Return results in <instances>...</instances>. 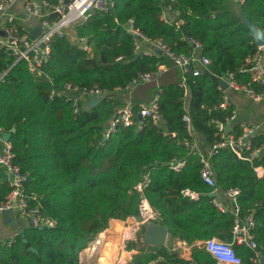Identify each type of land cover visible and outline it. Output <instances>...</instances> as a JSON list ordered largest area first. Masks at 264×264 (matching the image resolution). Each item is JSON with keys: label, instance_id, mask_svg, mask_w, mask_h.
I'll return each instance as SVG.
<instances>
[{"label": "trees", "instance_id": "trees-1", "mask_svg": "<svg viewBox=\"0 0 264 264\" xmlns=\"http://www.w3.org/2000/svg\"><path fill=\"white\" fill-rule=\"evenodd\" d=\"M233 2L112 0L109 11H94L73 26L90 51L68 34L55 36L41 75L30 72L25 61L11 67L0 82V126L10 132L13 162L27 175L30 204L39 205L55 223L28 225L10 243L0 241V264H80L79 253L110 219L138 214L135 185L145 177L143 194L160 213L155 224L163 225L173 238L199 243L192 245L190 259L169 246L141 245L130 264H218L202 241L211 236L231 241L234 215L212 203L210 187L200 176V155L187 143L199 134L210 147L220 138L219 124L228 123L234 109L220 107L224 94L219 79L232 73L236 81L250 82L246 61L258 45L242 16L264 33V0H244L237 12L231 10ZM165 6L174 14L170 22L160 18ZM129 19L150 40L160 39L175 52L190 53V39L199 41L200 54L209 59L205 71L185 76L180 85L165 55L134 52L132 35L126 30ZM0 61L6 67L12 55L0 51ZM161 64L168 65L167 75L158 86L153 82L143 87L148 102L158 96L161 121L137 123L135 116L133 124L118 125L107 133L116 108L124 103L112 96L114 89ZM68 82L97 86L105 94L96 104L88 101L74 111L61 94ZM241 132L240 125L231 126L232 134ZM250 140L251 149L260 148L262 154L248 160L221 148L210 156V163L221 191L239 188L240 213L252 214L256 250L264 257V174L258 177L255 172L257 165H264V134ZM176 160L183 161L179 170L172 168ZM187 190L199 197L191 198ZM8 191L6 179L0 177V201ZM133 245L129 242L127 247ZM233 248L240 264H252L250 247L234 243Z\"/></svg>", "mask_w": 264, "mask_h": 264}, {"label": "built area", "instance_id": "built-area-1", "mask_svg": "<svg viewBox=\"0 0 264 264\" xmlns=\"http://www.w3.org/2000/svg\"><path fill=\"white\" fill-rule=\"evenodd\" d=\"M238 4L244 0H233ZM24 12L28 17H36L39 19L33 29L27 28L20 22L22 18L7 10L3 0H0V51H7L12 55L13 61L10 65L2 67L0 61V82L3 81L11 67L18 61H25L30 72L41 75L42 66L47 63L50 57V43L55 36L69 35V29L74 24L86 19L92 12H107L112 8V0H22ZM170 8L164 7L160 18L164 22H170ZM38 28L36 33H32ZM126 30L132 35L133 48L136 54H150L143 48L145 44H149L151 51L159 49L161 55H165L174 65H176L183 75L184 84L185 76L198 75L202 69L197 63L205 66L209 63V59L205 56H198L197 52L201 50V44L195 39H190L192 51L190 53L175 52L166 46L160 39L150 40L139 28L134 25L132 19L127 21ZM75 43L84 49L90 51V47L86 44L83 37H74ZM263 46L258 45L255 53L246 61L248 71L252 75V79L260 83L264 87V61ZM153 53H157L156 51ZM158 54V53H157ZM119 57L118 59H120ZM163 64L158 65L155 71H146L138 73V75L127 85L114 91L122 93L129 92L134 86L142 82H150L158 77L162 72ZM228 85L234 89H247L246 86L239 84L232 73L226 75ZM255 100L264 99V91L255 93L251 89H247ZM54 90L51 91V95ZM66 102L71 103L73 110L77 111L79 107V97H84L87 101H91L93 97L99 99L105 94L103 90L97 86H79L72 83H66L61 90ZM226 100L220 103V107L226 106ZM141 118L136 121L140 123L143 119H150L153 123L158 124L161 116L158 111V96L147 104H141L136 109L130 103H123L115 110L113 118L109 122L107 133L114 130L118 125L128 126L134 123V117ZM235 116L232 113L231 118ZM188 131H191V125L188 115L183 116ZM223 124H219L220 138L214 142L206 152H202L197 148L194 141L187 143L192 151H196L200 155L202 162L200 176L202 180L210 187L208 191L211 196L212 203L222 211H231L234 215L233 227L231 230V241H224L215 236H211L202 241L203 247L208 251L218 264H240L241 258L236 254L233 248L234 243H244L254 251V255L250 258L254 264L261 263L260 253L256 250L257 242L254 240L252 229L254 227V219L251 213L242 215L237 200L239 188L232 187L221 191L214 177V171L210 163V156L221 148H227L233 151L239 158L251 159L260 155V148L251 149V136L254 132L252 126L243 127L240 135L227 134L223 131ZM9 132L5 127L0 126V167L4 168L8 176L9 191L5 198L0 201V211L15 209L19 217L28 221L31 226H47L54 225V220L44 216L40 211V206H32L30 204V195L26 189L27 175L23 173L20 167L13 162L15 153L8 139L3 134ZM10 133V132H9ZM183 166V161L176 160L172 164L174 170H179ZM258 169V167H256ZM145 181H140L135 185V189L139 192L138 216L144 223H154L160 218L158 210L154 209L143 195ZM186 193L194 194L193 192ZM220 195L222 199L220 198ZM224 199L226 202H224ZM97 241V240H96Z\"/></svg>", "mask_w": 264, "mask_h": 264}, {"label": "crops", "instance_id": "crops-1", "mask_svg": "<svg viewBox=\"0 0 264 264\" xmlns=\"http://www.w3.org/2000/svg\"><path fill=\"white\" fill-rule=\"evenodd\" d=\"M3 1L7 6V10L22 18L20 22L23 23L27 28L33 29V27L37 25L39 21L38 18L26 16L24 12V6L22 0H3ZM230 7L231 10L234 12L239 11L237 2H233ZM169 16L171 18H174V14L171 13V11L169 12ZM68 31L71 39H74V37H76V34L73 27ZM143 48L146 49L148 52H150V54L155 52L154 50L151 51V47L149 44H145ZM197 54L198 56H200V52H197ZM263 61H264V47H263ZM197 65L200 66V69H202V71H205L206 68L205 66L201 65L200 63H197ZM172 67L176 70L175 72L178 79H180L179 81H183V75L181 74L180 69L173 63H172ZM168 70L169 67L166 64L163 66L162 72L160 73V75H158L156 79L150 82L139 83L136 86H134L129 92L122 93L120 91H113L112 96L120 97V99H122L124 103H130L132 106L134 105L133 102H135L134 98H136L137 100L136 101L138 103L137 106H140L141 104H147L153 98L149 102L148 100H146L145 98L146 94H144L143 92V87L146 88L150 83L153 82H155L156 85L158 86L159 79L163 75L166 76ZM221 79L227 82L226 76ZM250 82L254 83V85H252ZM250 82L248 83L238 82V83L246 86L247 89H251L255 93L260 94L264 91V87L260 83L254 81L252 79L251 74H250ZM219 88L221 89L220 85ZM247 89L238 90L230 87L229 85L226 89L224 90L221 89L224 94L223 100H226L227 105H231L233 107L234 110L232 113H235V116L233 118L230 117L228 119V123L226 125H223L224 126L223 131L227 134H232L231 126L234 124L240 125L242 130L243 127L245 126H252L255 129L252 136L255 134H264V99L263 98L259 100L253 99L250 92H248ZM187 101H188V91L185 92V104L187 103ZM225 126H229L228 131L225 130ZM194 142L200 151L206 152V150L208 149L201 135L194 134ZM256 167H258V169H256ZM256 167H255V172L257 176L262 177L264 174V165H257ZM0 177L5 178L8 184V176L4 168L2 167H0ZM198 197H199L198 193H194L191 195V198L193 199H197ZM220 198L222 199L221 195ZM224 202H226L225 199ZM6 212L7 213L4 214V211H0V241L2 242L5 241L6 243H10L13 240L14 236L17 233H19V230L28 226L29 224L28 221L19 217L15 209H9ZM147 228H148L147 223L138 220L136 216L127 217L125 219H114V218L110 219L108 226L103 231L98 233L95 236V238L88 243L87 247H85L79 253L80 264H130L131 258L137 252L138 247L143 245L142 237L144 236V233L147 231ZM138 231H139L138 237H135ZM129 242H133L135 245L129 248L127 247V244ZM196 243H199V241L189 243L186 240L173 238L168 232L165 246H169L172 249L178 251L180 256L183 257L184 259H190L191 247L193 244ZM252 264L254 263L252 262ZM260 264H264L262 262V256H261Z\"/></svg>", "mask_w": 264, "mask_h": 264}, {"label": "water", "instance_id": "water-1", "mask_svg": "<svg viewBox=\"0 0 264 264\" xmlns=\"http://www.w3.org/2000/svg\"><path fill=\"white\" fill-rule=\"evenodd\" d=\"M243 22L249 27L251 35L254 38V41L257 45L263 46L264 45V33L257 27L255 26L251 21H249L245 16H242ZM38 28L34 29L32 33H36ZM155 51L161 55L162 51L159 49H155ZM8 52H11V50H8ZM210 76L215 79V75L211 74L208 72ZM219 85L222 90L226 89L228 87V83L223 80L219 79L218 80ZM99 101L98 97H93V99L90 101V105H94ZM138 119L141 117L138 115ZM168 131H172V129L168 126L167 127ZM225 130H229V126H225ZM10 136L9 132H6L3 134V137L5 139H8ZM9 210V209H8ZM8 210H4V214H6ZM136 218L138 220H141L138 215H136ZM147 231L144 233V236L142 237L143 245H152L156 247H162L165 246L166 243V238L168 235V230L163 226V225H157L155 223L147 222ZM23 228L19 230V233L22 232ZM262 262L264 263V257H262Z\"/></svg>", "mask_w": 264, "mask_h": 264}, {"label": "rangeland", "instance_id": "rangeland-1", "mask_svg": "<svg viewBox=\"0 0 264 264\" xmlns=\"http://www.w3.org/2000/svg\"><path fill=\"white\" fill-rule=\"evenodd\" d=\"M230 91V90H229ZM84 101V102H83ZM88 101L86 100V99H84V97H79V103H80V106L82 105V107H86L85 105H86V103H87ZM138 233H139V231L136 233V235H135V237H138ZM169 245H170V243H169Z\"/></svg>", "mask_w": 264, "mask_h": 264}, {"label": "bare ground", "instance_id": "bare-ground-1", "mask_svg": "<svg viewBox=\"0 0 264 264\" xmlns=\"http://www.w3.org/2000/svg\"><path fill=\"white\" fill-rule=\"evenodd\" d=\"M101 238V237H100ZM96 244V243H95ZM97 246V245H96ZM93 251H94V249H93Z\"/></svg>", "mask_w": 264, "mask_h": 264}]
</instances>
